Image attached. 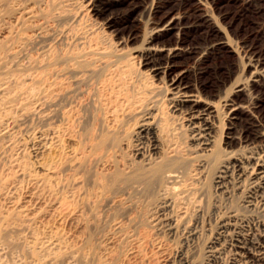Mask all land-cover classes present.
Here are the masks:
<instances>
[{"label":"bare ground","instance_id":"bare-ground-1","mask_svg":"<svg viewBox=\"0 0 264 264\" xmlns=\"http://www.w3.org/2000/svg\"><path fill=\"white\" fill-rule=\"evenodd\" d=\"M135 1L71 0L92 15L102 17L121 42L142 35L137 54L130 58H138V65L146 68L147 74L141 71L138 74L144 77V82L136 85L130 82L129 95H121L123 91H120L111 100L109 95L106 97L100 93L102 81L98 84L99 87L102 85L100 90L95 87V81L93 87L89 83L93 81L94 77L92 81L90 78L95 70H91L94 67L91 63L90 68L87 64L90 60L96 61V56H102L103 48L97 47V43H93L94 47L91 42L89 45L87 36L88 40L84 37L87 42L82 41L83 47L77 52L62 50L60 44L57 45L60 49L54 48L51 44L52 40L60 43L68 39L65 33L69 31L57 28L58 31L50 34L54 28L50 33L47 29L50 20L52 24L59 19L66 23L68 17L64 16V10L63 13H53V8L49 9V0H0V264L105 263L104 257H99L103 262L95 257V263L93 260L90 263L86 251L82 250L83 242L81 245L73 243L74 233L79 235L83 230L79 216H59L57 208L60 205L54 202L56 197H50L54 193L49 195L53 201L48 200L49 197L46 200L50 202L45 200L47 192L43 197L44 191H49L48 187L53 189V185L52 188L49 186L50 180L47 181V173L54 170L57 163L52 168L51 161L58 155L52 153L64 152L65 139L73 137L72 126L82 117L78 108H89L91 120L96 113L101 112L102 116L96 121L99 127L95 133L87 128V123L82 124L83 134L80 130L82 135H75L80 138L79 146L71 148L67 156H61L65 160L58 163L64 173L80 171L81 174L76 175H83L92 185L94 197H99L106 205L120 207L123 220L133 226L139 222L148 225L149 221L169 232L177 231L180 225L189 226L184 220L191 203L195 209L193 212L201 210L196 196H191L201 193L195 185L210 176L214 192L223 193L226 205L219 210L217 201L213 204V209L220 213L216 237L208 247V259L207 254L204 255L207 264H264V125L256 115L264 104V56L257 53L258 50L246 49L243 42L233 41L229 31L216 18L217 0H151L147 6L142 5V9ZM252 2L242 0L241 5L247 9ZM176 3L185 4L189 9L176 8ZM56 6L60 10L59 5ZM190 15L195 16L194 21H189ZM61 23L57 25L64 26ZM258 29L260 31V26ZM202 30L210 33L211 41L199 46L187 43L190 32L198 34ZM164 36L173 39L166 41ZM232 53L247 60L239 67L235 80L229 87H225L224 82L215 95L203 96L206 85L201 78L206 72L207 60L218 54ZM186 57L190 59L189 66L182 64L181 59ZM233 73H229L228 79ZM243 73L247 75L239 77ZM192 75L194 78L190 79ZM153 78L162 84L161 94L157 88L159 83L155 84ZM81 96L85 97V102ZM210 96H214L213 99ZM80 97L79 101L84 104L78 102ZM162 105L165 106L163 111ZM221 112L232 125L241 119V115L246 118L245 135L238 139L240 146L236 150L220 149L217 144L219 137L216 138L214 120H219ZM132 118H135L133 125H137V129L129 132L124 124ZM91 120L88 122L94 123L95 119ZM74 121L77 122L74 124ZM173 131L187 133L191 140L189 151L180 150L175 141L166 138L168 133L174 134ZM226 144L230 146V142ZM27 149H31L33 161L27 159L26 155L30 154H26ZM50 155L54 157L50 158ZM207 168L211 172L205 175ZM23 183L27 190L22 193ZM70 188L73 187L70 185ZM72 190L65 191L78 195ZM236 195H240L239 204L235 203ZM117 219L115 217L111 222L116 230L103 236L105 244L112 243L109 240L124 232L121 221H115ZM56 221L68 226L64 228H70L73 236L61 235L60 229L63 228L60 227L57 229L60 228L61 236L56 233L57 229L54 232L50 224ZM85 223L87 228L89 220ZM222 254H226V258H222ZM183 257L178 264H188Z\"/></svg>","mask_w":264,"mask_h":264},{"label":"rangeland","instance_id":"rangeland-1","mask_svg":"<svg viewBox=\"0 0 264 264\" xmlns=\"http://www.w3.org/2000/svg\"><path fill=\"white\" fill-rule=\"evenodd\" d=\"M52 1H54L55 3ZM64 1L65 0H49V3H50L49 9L51 10L53 8L52 9V12L54 11L53 13H56L57 11L60 13L61 11L64 10L63 11L64 13L63 12H61V13L65 14L64 16L67 15L66 17H68L67 19H66V17L64 18V19H66V23H65V20L63 22V19H59V21L56 20L59 23L54 21L55 23L52 24L51 20L47 23L48 26L47 25L46 26H47V29L49 30V33L52 32V30L54 28L53 33H50V34H54V32H56L55 30L58 31L57 28H59V30H65V32L69 31V33L67 32L68 34L65 33L66 38L68 36V39H65L66 42H65V40H63V42L59 43L55 40H52L51 44L53 43L52 44V45H54L53 47L56 48L55 46L60 44L61 47H63V48L57 46V47H59V49L61 48L62 50H66V51H68V49H69V51L73 50L72 52H74V51L77 52V50L80 51L79 47H81V46L83 47L82 41L84 42V40H85V42H87V40L89 39L87 43L89 44L91 42L90 43L91 46L93 43H97L96 44L97 47H99L101 49L103 48V51H104L103 55L104 56L103 55L99 56V57L96 56L97 58L95 57V60L96 59L98 60L97 63H96L97 60L94 61V59H93V60H90V62H88V64H87V66H89L87 68H90L91 64L95 67L94 63L96 64V68H94L92 66L93 69H91V70H95L94 71L95 74H93L91 76L90 81H92L93 77L94 78L96 76L98 77V79L95 78V80H94V78H93V81L89 82V83H91L90 86L93 87L94 86L93 84H95V82H96L95 87H98V89L100 90V89H102V85H103V89H102L103 91L100 90L101 91L100 93L102 95L104 94V96L106 95V97H108V95H109L110 96L109 98L114 97L113 95H117L120 91H123L120 93L121 95H123V93L125 95H129L130 94L129 92L131 90L130 89L131 83H132V85H136V84L144 82V77L143 76L139 77L140 75L138 76V74H139V71H141L140 73H145L146 68L141 66V65H138V63H137L138 58H134V59L130 58V57H133L134 54H137L138 47L141 44L140 41H142L141 40L142 35L140 34L137 38H135L133 40H127V41L124 40L123 42H121L122 40L119 39L118 35H116V32L112 28L107 27V25L105 24V20L102 17L92 15L90 12L83 9L84 7L82 8L79 6V4H76L74 2L72 3L71 0L68 2L67 1L64 2ZM135 2L136 3L138 2L137 5L139 6L140 9H142L143 8L142 5L147 6L151 2V0H141V1L136 0ZM241 2H242V0H217V7L215 8V11H214L216 18L224 26V28H226L229 31L230 37L233 39V41L243 42L246 49H253L254 52H257V50H258L257 53H259L261 56H264V28H263V26H264V3L261 0H257V1L253 0L252 5L253 4L254 5L253 6L251 5V7L244 9L241 5ZM63 3H65V4H63ZM61 4H63L62 6L64 8L62 6L60 8ZM176 4L174 5L176 8L180 7L183 10L189 9L188 6H186L185 4H180V5L179 4L176 5ZM53 5H54V7H53ZM56 5H59L60 10H58V8H57L58 6H56ZM54 9H56V10H54ZM78 9H80V10H78ZM50 13H51V11H50ZM222 14H223V16H225L224 18L220 17V15H222ZM81 15H82V17H81ZM190 16H189V21H194L195 16L194 17L192 15H190ZM53 20L54 19H52V21ZM61 22H63V23H61ZM49 23L52 26L49 25ZM60 23L64 24V26L60 25L62 29L60 28L59 25H57ZM258 26H260V31L258 29ZM51 27H52V29H51ZM67 27L68 28L70 27V28L68 29ZM202 31H199L198 34L195 32H190L187 36V40H188L187 43L190 45L193 44V45L199 46L200 44L205 45L209 41H211L210 39H212V37L210 36V33L207 32V30H205V31L202 30ZM0 35H1V28H0ZM78 35H80V36L78 37ZM86 36L88 37V39ZM80 37H82V38H80ZM84 37L87 40L84 39ZM75 38H76V40H74ZM163 38L166 41H171L173 39L172 36H164ZM77 39H79V40L77 41ZM61 43H63L64 46ZM68 43H70V44H68ZM87 43H84V45H85L84 47H87ZM67 45H68V47H67ZM75 45H76V47H75ZM94 45L95 44H93V47H94ZM70 47H71V49H70ZM74 47L76 49H74ZM82 47H81V49H82ZM251 47H253V48H251ZM104 49L106 50V52ZM33 51L34 50H32V52ZM98 58H100V60ZM240 58H238V55H235L234 53H232L230 55L218 54L216 56L210 57L207 60L206 66H205L206 72L201 78V82L206 85V91H205L206 93L204 92L203 96L215 95V93L220 89L219 87L223 86L224 82L226 83L225 87H229L232 84V82L235 80V77H236L235 75H237V73H238L239 67L242 65V63L247 61L244 57L242 59H240ZM127 59H129V60H127ZM181 61H182V64H184V65H188V66L190 65V59L188 57L181 59ZM128 62L130 64V67L128 66L129 65ZM126 64H128V65H126ZM97 65H98V68H100V69L104 68V69L103 70L99 69L100 71L97 70ZM135 72H136V74H135ZM230 72H234L233 73L234 75H232L228 79ZM145 74H147V72ZM131 75H133V76H131ZM246 75L247 74L243 73L239 77H242V76L245 77ZM192 77L194 78V76L192 75V76H190V79H193ZM100 79H102V80H100ZM154 80H155V78H153V82L155 84L159 83V80H157V79L155 81ZM99 81L100 82L106 81L104 84L101 82V84H102V85L100 84L101 88L98 86ZM106 83H107V86H106ZM116 83H118V84L115 85ZM112 85H113V87H112ZM118 85H120V87ZM122 85L124 86L123 89L124 90L126 89L127 93L122 89ZM161 85L162 84L159 83L157 86V88L159 90L158 91L159 94H161V92L163 91V89H161V87H162ZM112 92H115V93H112ZM106 93H108V94H106ZM81 97L83 99L82 101L85 102L86 101L85 97L84 96H81ZM81 97L78 98V102L83 103V102L79 101L81 99ZM212 97H214V96H210V98H212ZM216 99L217 98H214V100H216ZM111 100H112V98H111ZM163 108H165V106L162 105V111L164 110ZM79 110H82V111L79 112ZM84 110L78 108L79 115L80 116L82 115V117H80V119L83 122L80 119H78L77 121H79V122L81 121L80 123L77 121H74V124H75V122H77L75 125L72 123V125H74V126H72L73 127L72 130L75 131L76 134L73 133L74 135L72 138L65 139V141H64V143L66 141L68 142V143L66 142L64 144V146H65L64 148L69 150V151L64 149L63 150L64 152H62V153H60V152H54V154L52 153V155H55V156H57V155L59 156V154H60L59 157L57 156V158H54L51 161V164H52L51 167L53 168L55 163H57L55 165V167L57 169L54 167V170L52 169L47 173V176H49V179L47 181L50 180V182H49L50 185L48 183L47 184L50 186V188H52L51 186L53 185V189H49V187L47 185V187H48L47 189L49 191L51 190L50 191L51 193L46 190V191H44V195H43V197H45L46 196L45 193L47 192L48 195L45 197V200H46V199H48L49 195L54 193L53 194L54 196L51 195L50 197H54V198L56 197L55 199L53 198L54 202L56 201L57 206L60 205V207L57 208V209H59V212H58V215L60 214L59 216H63V215L64 216H68V215L73 216V214L76 216H79L78 219L80 222L82 221L81 224L83 225V228H82L83 230L81 232H79V233H81L79 235L77 233H74V234L78 235V238H79V236H81L82 239H78L76 237V235H74V237L77 239V241L75 238H73V241H74L73 243H76L75 245H81L83 242V244L81 245L82 250L84 249L83 251L84 252L86 251L85 253L87 254V258L89 257V262H90V260L91 261L93 260L92 261L93 263H95L94 261L97 260L96 258H98V260H100L101 258L104 257L105 259L103 258L102 260H104L105 263L106 262L108 263L110 260L111 263H108V264H172V262L174 264H178V262L181 260L180 257L185 256L182 259L184 261V259L186 258V261L188 262V264H197V263L200 264L201 261H202V264H207V259H208V255H209V253H208L209 248L208 247L212 244V242L214 241V238L216 237L214 235H216V233H215L217 231L216 224L218 225V218H219V213H220L219 211L217 213V211H215L213 209V204L217 201V203H216L217 206L220 205L219 210H222L223 206L226 205V202H224L225 198H224L223 193L221 194L219 191L214 192L213 187H212V185H213L212 177L207 176L205 178V180L202 181L203 183L200 182L198 185H195L196 186L195 189L197 190V188H198V191H200L202 194L201 193H200L201 195L195 194V195H192L191 197L196 196V201L198 202L197 204L200 206L201 210L199 212H197V211L193 212L195 209H194L193 205H191L192 203L189 205L187 215H186V218L184 220L186 222V225L189 223V226L187 225L188 227L185 226L186 227L185 228L184 225H180L176 229L177 231L169 232L166 230V228H163V226H160L158 224H156L157 226L154 224L152 225L151 222L148 221V223H149L148 225L146 222H142L141 224L139 222V224L136 223V225L138 224L137 226L134 224V226H136L134 228V226L132 225L133 223L131 224L130 222L123 220V218L121 217V215H122L121 209H119L120 207H118L117 205H114V204L113 205L110 204V206L106 205V203L104 201H102L101 198H100L101 200H99V197L98 198L94 197V195L92 194V192L94 190L92 185H90L83 178V175L82 176L78 175V174H81L80 171H75L73 173L72 172H70V173L65 172L64 173V171H62V168H60L61 165L58 164V163L63 162L64 158L62 159L61 156L62 157L67 156L69 154L71 148L75 149L79 146L78 145V144H80L79 143L80 142L79 137H80V135L83 134V130H81V128H82L81 126L83 123L84 124L87 123V128H89V130H91L92 133H95L96 128L99 127L98 126L99 122L97 123L96 121L99 120V117L102 116V113L100 112L101 114L100 113L94 114V116L96 115L95 116L96 118L93 116V120L94 119L95 120H94V123H92V122H88L91 120L89 118V115H90L89 110L90 109L87 108L85 111ZM165 111H166V109H165ZM83 115H84V117H83ZM97 115H98V117H97ZM256 115L260 118L261 122L264 125V104H263V106L260 107V110L258 113H256ZM87 116H88L89 120H88ZM223 117L224 116L222 113V114H220V116H218L219 120H214L215 125H216V128H215L216 138L219 137V138H217V144H218L220 149L226 147V149L228 151L229 150H236L240 146V142L238 139L245 135V130H246L245 128L247 126L246 118H244L245 117L244 115H241V117H240L241 119L235 121L234 124L232 125ZM134 119L135 118H132L130 120L127 119V121H125L126 124H124L125 125L124 127H125L126 131H129V132L136 131L137 125H133ZM93 120H91V121H93ZM89 123L90 124L92 123V124L90 125ZM222 123H224V124H222ZM92 125H93V127H91ZM80 130L82 131V134H81ZM172 133H174V131ZM168 134L169 135H166L167 136L166 138L167 139L169 138L170 140L172 139L171 140L172 142L175 141L174 143L176 145H178V148L180 150H182V151L187 150L189 143H191V140H189L187 137V133L185 134V132H183V131H181V132L175 131V133H174L175 135L172 134L174 136H172L170 133H168ZM75 135H77V136L79 135V137L77 138ZM169 136H171L173 138H171ZM74 137H76V138L74 139ZM227 142H230V146H227V144H226ZM187 151H189V150H187ZM27 153H30V154H27ZM26 154H27L26 156H28L27 159L29 160V162L33 161L34 158L32 157L31 149L30 150L27 149ZM63 154H64V156H63ZM52 155H50L51 156L50 158L54 157ZM58 158H59V160L60 159L61 160L58 161ZM59 165H60V167H59ZM209 169L210 168H207L204 170L205 175H207L209 171L211 172V169L210 170ZM206 170H207V172H206ZM59 172H61V174ZM76 173H78V174L76 175ZM67 174H69V175H67ZM71 174H72V176H71ZM73 174H74V176H73ZM74 177H76V179ZM80 177H82V178H80ZM54 179H55V182H54ZM56 179H58V180H56ZM82 179H84V181ZM201 180H203V179H201ZM64 181H66L67 183ZM74 181H76V183ZM51 182H53V183L51 184ZM56 182H58L60 186ZM80 183L83 185H81ZM61 184H64V185H61ZM65 184H68L69 187L67 186L68 188H66ZM73 184L75 187L73 186ZM70 185L73 188H70ZM56 186H58V188ZM76 186L78 187L77 189H75ZM59 187L60 188L62 187L61 190ZM89 187L91 190L89 189ZM26 188H27V185L25 183H23L22 184V190H23L22 193L27 190ZM69 188L74 190V194H78V195H72L71 192L70 193L67 192L68 190H70ZM80 188H83V189H80ZM65 190H67V191H65ZM73 190H72V192H73ZM78 190H79V192L81 191V193H79ZM83 190H85V191H83ZM88 190H90L91 192ZM63 192L65 194L66 193H69V194H66V196H65V194ZM86 193H88V194H86ZM81 194L85 195V196H87V195H90V196H88L87 197L88 199H87L85 196H82ZM71 196L73 197V199L71 198ZM77 196H78V198H77ZM81 196H82V198H80ZM197 196L199 198H197ZM50 197L48 200L53 201V199H51ZM83 197H85L86 199ZM239 197H240V195H238V196L236 195L234 197V200L236 199L235 203H237V204L240 203ZM70 198L73 201H74V198H76L74 203H73V201H71ZM60 199H61V201H60ZM69 199L71 202L69 201ZM84 199L86 201H84ZM82 200L84 202H87L88 205L86 204L87 205L86 206L85 203L82 202ZM50 201H47V202H50ZM76 205H77V207H76ZM83 205H85L87 208ZM73 207L76 208V209H74V211L76 210L75 212L73 211ZM70 210H71V212L69 214ZM79 210L81 211V214H79L80 213ZM63 211H65V212H63ZM198 213H199V215H198ZM80 216L82 218H80ZM115 217H116V219L117 218L120 219V220L117 219L115 221H119V222L121 221L120 224L122 225V230L124 228V230H123L124 232L121 235L123 237V239L121 236H119L120 234H116L115 238H112L111 240H109L112 243L107 244V242H106V244H105L104 241L102 242V240H104L103 236L104 235L108 236L110 232L112 233L113 231L116 230V229H114V224L113 225L111 224V222H114L113 220L115 219ZM196 218H198V219L196 220ZM88 220H89V223L87 225V228H85V226H86L85 222H88ZM57 222H58V225L60 224L61 226L60 225L58 226L56 224ZM125 222H127V224L129 223L128 225H130V226L126 225ZM215 222H217V223H215ZM55 224L57 225V227ZM62 224L63 223L56 221L55 223H53V225L56 228H54V226L52 224H50V225H51V228L53 231L55 229H57L58 227L64 229L63 230V229L59 228L60 230H62V232H61L62 234L59 233L60 232L59 229H57L58 231L55 230V231H57L56 232L57 234H59V235L61 234L63 236L68 235V237L69 236L72 237L73 231L70 228L65 229L68 226H66V225L62 226ZM149 225L152 227H150ZM153 226L155 227V229ZM112 229H114V230H112ZM149 229L151 232L149 231ZM213 229H215V230H213ZM108 230H109V232H108ZM69 231H70V234H69ZM64 233L66 235H64ZM163 234H165V235H163ZM117 235L119 236V238ZM120 237H121V239H120ZM114 241H115V243H114ZM84 243H85V245H84ZM101 243H104V244L100 245ZM88 251H89V254L87 253ZM206 254H207V257H206ZM89 255H91L92 257L94 256V258L92 259V257H90ZM204 255L207 259L204 258ZM225 255L222 254V258H224ZM99 257H100V259H99ZM225 258H226V256H225ZM102 260H100V261H102ZM173 260H175V261H173Z\"/></svg>","mask_w":264,"mask_h":264}]
</instances>
